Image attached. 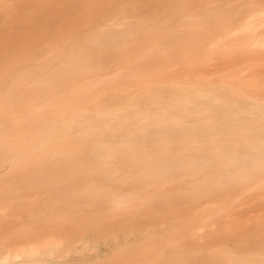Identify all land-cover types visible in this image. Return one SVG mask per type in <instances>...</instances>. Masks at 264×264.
<instances>
[{"label": "rangeland", "instance_id": "374dc122", "mask_svg": "<svg viewBox=\"0 0 264 264\" xmlns=\"http://www.w3.org/2000/svg\"><path fill=\"white\" fill-rule=\"evenodd\" d=\"M259 1L0 0V147L23 155L0 161V251L21 235L44 250L31 264L263 258Z\"/></svg>", "mask_w": 264, "mask_h": 264}, {"label": "bare ground", "instance_id": "6f19581e", "mask_svg": "<svg viewBox=\"0 0 264 264\" xmlns=\"http://www.w3.org/2000/svg\"><path fill=\"white\" fill-rule=\"evenodd\" d=\"M258 3L259 4L261 3L263 5L264 2H262V0H261V2L259 1ZM261 4H260V6L259 5L258 6L261 7L262 6ZM263 8H264V6H263ZM263 8H260V11H258L259 10L258 9L257 10L258 13L261 12V10H263ZM258 13L256 14V16H258L260 19H262V23H264V12H261V14H258ZM248 25H249V23H248ZM101 34H103V32ZM255 40L256 41L254 43L259 44L260 46H264V38L260 37V39H258V40L255 39ZM135 117H136V119H139L142 121L147 119V116H145V115H136ZM126 137L127 136L113 137L111 139V144H118L119 142H122L123 140H125ZM4 145H7V143H5ZM20 158H23V155L17 154V151L14 148L8 147V146L0 147V161H2V163L6 162V161H16V160H19ZM263 159H264V155H260L258 157L257 156L253 157V160H255V161L263 160ZM4 215L0 216V225H3L6 228H8L10 226V224H8L10 222L8 220L9 216H8V218H6L8 220V222H7V220L5 219V217L7 215H5V217H4ZM19 236L24 237L21 235H16V236H14V238L11 237L12 238V240H11L10 235L9 236L3 235V239H4V241H6V240L10 241L11 240V242H14L13 244H19L20 241L18 243H15L18 241L17 238ZM52 238H54V236H51V239ZM13 239H16V240H13ZM23 241H28V238H26V240H23ZM35 243L36 242H32V243H28V244L23 243V244H21L22 246L19 245V248H15L16 245L10 244V247L7 246V248L5 250L0 251V264H31V261H28L24 257L31 256V255H37L38 253L39 254L44 253V250H42V248H40L39 246L35 245ZM203 251H201V253ZM201 253L196 251L197 255H199V254L201 255ZM75 261L78 262L77 260H75ZM250 261H251V264H264V257L261 259H258V257H257L256 259H251ZM57 264H77V263L65 262V263H57Z\"/></svg>", "mask_w": 264, "mask_h": 264}]
</instances>
